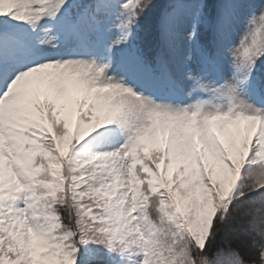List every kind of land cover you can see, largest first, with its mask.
I'll list each match as a JSON object with an SVG mask.
<instances>
[{"label":"snow or ice","instance_id":"1","mask_svg":"<svg viewBox=\"0 0 264 264\" xmlns=\"http://www.w3.org/2000/svg\"><path fill=\"white\" fill-rule=\"evenodd\" d=\"M0 264H264V0H0Z\"/></svg>","mask_w":264,"mask_h":264}]
</instances>
